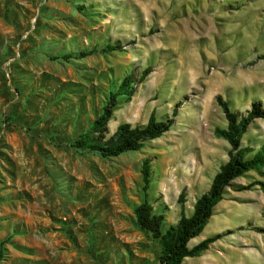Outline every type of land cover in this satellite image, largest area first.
<instances>
[{
    "label": "rangeland",
    "instance_id": "374dc122",
    "mask_svg": "<svg viewBox=\"0 0 264 264\" xmlns=\"http://www.w3.org/2000/svg\"><path fill=\"white\" fill-rule=\"evenodd\" d=\"M263 55L264 0H0V264H160L134 214L143 163L164 230L192 216L230 159L217 98L241 115L264 107ZM129 75L136 92L120 99L108 137L177 108L172 128L116 158L77 152ZM241 143L252 158L264 119ZM211 237L182 264H264V170L232 182L189 248Z\"/></svg>",
    "mask_w": 264,
    "mask_h": 264
},
{
    "label": "trees",
    "instance_id": "16d2710c",
    "mask_svg": "<svg viewBox=\"0 0 264 264\" xmlns=\"http://www.w3.org/2000/svg\"><path fill=\"white\" fill-rule=\"evenodd\" d=\"M121 49V46L108 45L103 51L108 53ZM82 55L87 56L89 53L84 52ZM70 57V55L62 56L63 59ZM151 71V68L146 69L139 81L142 82ZM135 82V78L129 75L125 77L116 92H110L102 112L93 121L89 130L80 134L71 144L72 148L80 153L89 152L102 158H116L128 152L141 150L145 142L160 138L172 128L178 113L177 108L173 116L165 121L157 120L153 112L145 126L132 127L128 123L122 124L112 136L108 137V124L114 111L121 98L132 99L136 92ZM217 101L224 112L228 126L226 129L217 128L215 134L230 144V159L214 177L209 191L196 201L192 216L183 215L176 225L164 230L165 216L155 213L149 201L150 162L145 160L143 163L144 201L135 208L134 214L137 226L158 242L160 264H182L186 258L200 257L209 250L218 237L207 238L193 248H189V242L202 234L213 216L215 207L223 200L226 189L235 179L250 171L261 173L264 170V145L249 159L247 158L249 149L242 148L241 143L250 125L257 119H264V107L256 103L246 115H241L232 111L229 104L221 97H218Z\"/></svg>",
    "mask_w": 264,
    "mask_h": 264
},
{
    "label": "crops",
    "instance_id": "0c3cea01",
    "mask_svg": "<svg viewBox=\"0 0 264 264\" xmlns=\"http://www.w3.org/2000/svg\"><path fill=\"white\" fill-rule=\"evenodd\" d=\"M196 239V238H195ZM218 256V255H217ZM216 255H215V257H217Z\"/></svg>",
    "mask_w": 264,
    "mask_h": 264
},
{
    "label": "bare ground",
    "instance_id": "6f19581e",
    "mask_svg": "<svg viewBox=\"0 0 264 264\" xmlns=\"http://www.w3.org/2000/svg\"><path fill=\"white\" fill-rule=\"evenodd\" d=\"M191 244H192V242H191Z\"/></svg>",
    "mask_w": 264,
    "mask_h": 264
}]
</instances>
